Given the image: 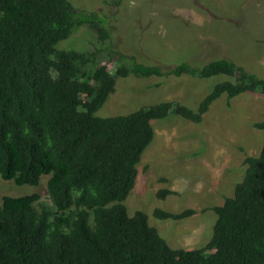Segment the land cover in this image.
<instances>
[{"label": "trees", "instance_id": "trees-1", "mask_svg": "<svg viewBox=\"0 0 264 264\" xmlns=\"http://www.w3.org/2000/svg\"><path fill=\"white\" fill-rule=\"evenodd\" d=\"M100 20L76 12L70 0H0V178L39 186L48 176L52 203H41L38 194L3 197L0 264H264V146L245 159L234 196L213 209L217 220L205 248L171 247L146 213L130 216L125 204L155 139L152 121L174 113L201 124L223 95L230 101L264 93V78L228 59L164 71L123 54L121 61L129 63L112 74L96 62L97 53L59 49L83 26L110 40ZM171 75L235 80L217 84L198 111L163 102L129 115L97 116L119 77ZM253 126L264 131V121ZM172 194L164 190L159 196ZM196 213L157 209L154 216L179 221Z\"/></svg>", "mask_w": 264, "mask_h": 264}, {"label": "rangeland", "instance_id": "rangeland-1", "mask_svg": "<svg viewBox=\"0 0 264 264\" xmlns=\"http://www.w3.org/2000/svg\"><path fill=\"white\" fill-rule=\"evenodd\" d=\"M70 1L76 12L100 15L111 39L103 42L90 27L83 26L62 41L59 49L97 53L96 62L107 64L112 74L129 63L121 61L123 54L164 71L181 63L200 69L212 61L228 59L264 78V0ZM234 80L227 75L209 79L189 75L119 77L116 92L97 116L129 115L163 102L198 111L217 84ZM263 121L264 93L259 92L244 93L230 101L227 95L221 96L201 124L174 113L152 121L156 137L143 154L135 188L125 202L129 215L146 213L150 225L173 248H205L217 220L213 209L234 196L245 176V159L262 151L264 131L253 125ZM48 179L42 177L39 186H17L0 178V202L4 196L38 194L41 203L51 206ZM164 190L174 194L161 198ZM157 209L174 214L193 209L197 213L179 221L160 220L154 216Z\"/></svg>", "mask_w": 264, "mask_h": 264}, {"label": "clouds", "instance_id": "clouds-1", "mask_svg": "<svg viewBox=\"0 0 264 264\" xmlns=\"http://www.w3.org/2000/svg\"><path fill=\"white\" fill-rule=\"evenodd\" d=\"M153 126V125H152ZM155 130V129H154ZM156 133V132H155ZM155 137H156V135H155ZM155 140V139H154Z\"/></svg>", "mask_w": 264, "mask_h": 264}]
</instances>
